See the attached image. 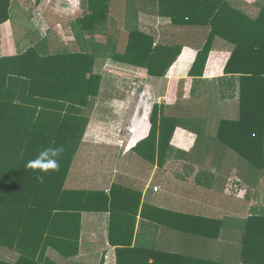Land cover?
Wrapping results in <instances>:
<instances>
[{
	"label": "crops",
	"instance_id": "crops-1",
	"mask_svg": "<svg viewBox=\"0 0 264 264\" xmlns=\"http://www.w3.org/2000/svg\"><path fill=\"white\" fill-rule=\"evenodd\" d=\"M36 1L17 2L29 20L33 43L28 46L22 29H15L11 2L9 20L0 25V58L34 46L42 56L84 55L108 43L122 53L131 31L153 38L152 47L181 46L163 77L97 59L93 73L101 82L86 107L59 110L56 103L15 100L21 106L38 103L35 121L56 122L68 113L82 124L63 179V189L71 194L63 198L64 211H52L36 259L46 264H243L241 225L249 215V193L254 199L261 194L264 175L250 186L248 165L223 159L233 152L213 140L222 120L238 118L241 86L261 78L225 74L232 45L219 38L201 73L189 76L207 34L175 27L169 17L136 0H109L107 13L102 10L92 25L85 24L87 29L96 25L93 33L77 30L78 38L72 23L88 14L85 0ZM230 1L253 19L264 8V0ZM154 105L161 106L160 116L189 126L176 127L168 145L157 151L136 147L149 134ZM18 257L15 247L0 244V261L14 263Z\"/></svg>",
	"mask_w": 264,
	"mask_h": 264
},
{
	"label": "trees",
	"instance_id": "trees-1",
	"mask_svg": "<svg viewBox=\"0 0 264 264\" xmlns=\"http://www.w3.org/2000/svg\"><path fill=\"white\" fill-rule=\"evenodd\" d=\"M12 1L0 0V25L9 20ZM85 1L88 14L72 23L77 38V30L93 33L96 25L87 29L85 24L92 25L102 10L106 14L109 3V0ZM136 1L152 6L158 16L169 17L175 27H195L207 34L203 46L196 50L189 76L201 73L214 47L213 41L219 38L232 45L225 74L261 78L258 83L249 78V85L241 86L238 118L222 120L213 140L215 145L233 152L222 156L223 159L248 165L250 186H254L258 176L264 175V8L253 19L230 0ZM246 35L248 38L243 40ZM152 43L150 36L131 31L122 53L108 43L105 47H91L84 55L42 56L40 48L34 46L21 55L0 58V244L15 247L19 254L14 263L0 261V264H46V260L36 259L37 247L49 226L52 211H64L63 198L71 194L63 189V179L75 152L73 140L82 124L71 121L68 113L56 122L35 121L37 104L56 103L59 110L86 107L88 99L98 95L101 82V77L93 73L97 59L142 67L149 76L163 77L181 46L152 47ZM19 97L25 98L26 103H38L14 104ZM161 109L153 106L149 134L136 147L145 145L160 150L168 145L176 127H189L184 121L160 116ZM18 115L22 120L16 118ZM47 148H63L58 158L59 169L43 173L28 167ZM259 208L260 205L251 206L241 225L240 262L243 264H264V208Z\"/></svg>",
	"mask_w": 264,
	"mask_h": 264
},
{
	"label": "rangeland",
	"instance_id": "rangeland-1",
	"mask_svg": "<svg viewBox=\"0 0 264 264\" xmlns=\"http://www.w3.org/2000/svg\"><path fill=\"white\" fill-rule=\"evenodd\" d=\"M27 1L29 2V0H27ZM17 2H18V0H14V1H12V5H11L12 6V14H13V17H14L13 18V20H14L13 22H14V25H15V29H18V26L22 29L23 37H21V40L23 42V45H25L24 44L25 43L24 39L28 40L26 42L28 44L25 45V46H28L29 44L33 43V40H31V37H30V34H29V32H30V29L28 28L29 20H28V17L25 14H22L21 11L17 9L18 8L17 7V4H18ZM261 185L262 186H260V190H259L261 194H259L258 197H257V195L254 196L256 200L253 198L252 190L249 193V202L251 203V206L255 207V206L260 205V207H261V208H259L260 210L264 208L263 207V205H264V202H263L264 180H262ZM257 198L259 199L258 201H257ZM234 240H236L237 247H238L240 245V240L237 237H235V236H234ZM233 261L236 262V257L233 259Z\"/></svg>",
	"mask_w": 264,
	"mask_h": 264
},
{
	"label": "clouds",
	"instance_id": "clouds-1",
	"mask_svg": "<svg viewBox=\"0 0 264 264\" xmlns=\"http://www.w3.org/2000/svg\"><path fill=\"white\" fill-rule=\"evenodd\" d=\"M63 148H47L41 151L35 161H30L28 167L38 169L40 172L47 173L49 170H58V158Z\"/></svg>",
	"mask_w": 264,
	"mask_h": 264
}]
</instances>
